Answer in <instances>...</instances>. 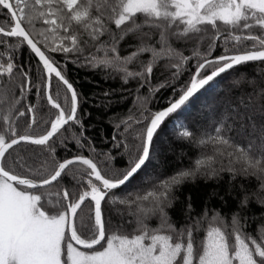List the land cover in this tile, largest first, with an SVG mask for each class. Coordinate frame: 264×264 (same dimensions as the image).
<instances>
[{"label": "trees", "instance_id": "trees-1", "mask_svg": "<svg viewBox=\"0 0 264 264\" xmlns=\"http://www.w3.org/2000/svg\"><path fill=\"white\" fill-rule=\"evenodd\" d=\"M127 2L75 0L70 7L67 0H23L21 25L74 89L77 111L47 144H20L6 152L4 171L41 182L62 162L82 157L104 179L119 181L139 160L152 116L184 94L202 63L264 48V14L249 7L232 21L187 24L174 16L170 0H158L159 12L132 15L124 14ZM224 4L212 0L205 10ZM6 18L0 8L2 30L10 25ZM222 65L204 66L198 79ZM45 90L43 69L25 43L0 35L3 143L47 133L59 112L49 106ZM50 98L70 116L72 98L53 76ZM20 189L42 191L47 215H65L67 226L72 210L79 242L97 240L87 197L101 185L86 165L69 166L46 188ZM101 216L103 244L79 250L159 244L171 264H202L215 239L232 264L242 252L251 264H264V62L231 69L171 114L143 169L106 194ZM67 244L68 228L62 264H69Z\"/></svg>", "mask_w": 264, "mask_h": 264}, {"label": "rangeland", "instance_id": "rangeland-1", "mask_svg": "<svg viewBox=\"0 0 264 264\" xmlns=\"http://www.w3.org/2000/svg\"><path fill=\"white\" fill-rule=\"evenodd\" d=\"M67 1L70 7L75 4V0ZM211 1L170 0V3L174 8V16L183 17L187 24L211 22L215 19L232 21L240 16L243 6L264 14V0H224L223 6L206 12L205 7ZM13 2L18 6L21 15L20 6L23 0H13ZM158 3V0H128L124 14L132 15L139 11L156 13L159 12ZM198 77L199 75L197 80ZM2 144L3 140L0 139V146ZM42 193V191L25 192L0 178V264H62L60 252L63 233L67 228V218L65 215L49 217L47 210L40 203ZM121 245L122 247L116 248L108 244L101 250L85 253L74 245L67 244L69 264H171L172 262L163 245L152 244L145 248L137 244ZM155 251L157 252L154 253ZM236 258L237 264H251L243 252L237 254ZM202 264H232V261L225 256L214 239L209 243V251Z\"/></svg>", "mask_w": 264, "mask_h": 264}, {"label": "water", "instance_id": "water-1", "mask_svg": "<svg viewBox=\"0 0 264 264\" xmlns=\"http://www.w3.org/2000/svg\"><path fill=\"white\" fill-rule=\"evenodd\" d=\"M6 8L11 13L14 19V26L10 32H3L0 30L1 34L9 38L21 39L25 43V45L28 47V49L32 52V54L35 56L37 61L40 63L43 69V72L45 74V77H46L45 95H46L47 102L50 107H52L53 109L59 112V118L54 119V121L51 123L49 127V130L42 137L32 138L28 136H18V137L11 139L8 142L3 143L0 146V178L20 188H25L27 190H37V189H43V188L53 185L60 178V176L63 174L66 168H68L71 165L83 164V165H86L88 168H90V170L92 171V178L96 180L102 187V191H96L87 197V199L94 206V215L96 218L97 227L99 231L97 240L90 244L79 242L72 233L73 211L69 210V214H68L67 228L69 231V238L72 244L81 250H86V251L94 250L104 242L105 237H104L103 221H102V216H101V204L108 192L119 189L122 186L126 185L143 169V167L145 166L148 160L149 154H150L151 143L156 133L158 132V130L161 128V126L165 122V120L171 114L176 113L181 108H183L192 98H194L200 91H202L205 87H207L217 77L225 74L231 69L241 64H244V63L264 62V48H263L258 51H251V52H247L243 54L224 56L221 58L209 60V61L202 63L197 69L196 73L194 74L192 81L189 87L187 88V90L184 92V94L178 100H176L175 102H173L166 108L156 112L152 116L146 128L143 152L139 160L136 162V164L129 170V172L121 180L116 181V182H110L104 179L101 176L98 168L94 165L93 162H91L89 159H86V158L77 157V158H72V159L62 162L59 165L57 171L54 173V175L51 176L49 179L41 181V182H35L30 179L16 177L4 171L1 168L2 157L10 149L20 144H30V145H35V146H42V145L47 144L61 129H63L67 124L71 123L74 120L76 111H77V98H76V95H75V92L72 86H70L61 77L58 70L47 59L44 53L39 49V47L33 42L30 36L23 29L15 12L10 8V6ZM212 62L223 63V65L217 68L216 70H214L213 72H211L209 75H207L203 79L197 80V76L199 75L201 70L204 68V66ZM52 76L57 78L64 85V87L68 90L72 98L73 108L68 118L62 112L60 107L56 105L55 103H53L50 99V84H51Z\"/></svg>", "mask_w": 264, "mask_h": 264}, {"label": "flooded vegetation", "instance_id": "flooded-vegetation-1", "mask_svg": "<svg viewBox=\"0 0 264 264\" xmlns=\"http://www.w3.org/2000/svg\"><path fill=\"white\" fill-rule=\"evenodd\" d=\"M9 6L15 12V14H16V16H17V18H18V20H19V22L21 24L22 16L19 13L18 6L13 2V0H0V8L3 9L5 14L8 16V18H6V19H7V22L10 23V25H9L7 30H2L0 28V30L3 31V32H10L11 29L13 28V26H14V19H13L11 13L6 8V7H9ZM1 31H0V35H2ZM17 39H19V38H17ZM100 191H102V187H101Z\"/></svg>", "mask_w": 264, "mask_h": 264}]
</instances>
